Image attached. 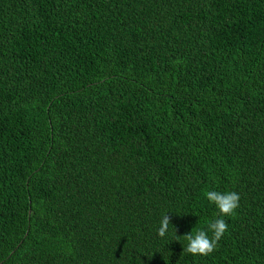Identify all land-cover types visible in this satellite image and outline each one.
<instances>
[{"label": "trees", "instance_id": "16d2710c", "mask_svg": "<svg viewBox=\"0 0 264 264\" xmlns=\"http://www.w3.org/2000/svg\"><path fill=\"white\" fill-rule=\"evenodd\" d=\"M0 264H264V0H0Z\"/></svg>", "mask_w": 264, "mask_h": 264}, {"label": "clouds", "instance_id": "9594fccd", "mask_svg": "<svg viewBox=\"0 0 264 264\" xmlns=\"http://www.w3.org/2000/svg\"><path fill=\"white\" fill-rule=\"evenodd\" d=\"M205 197L216 206L220 217L234 215L235 210L239 207L240 196L235 191L219 192L209 190L205 192ZM170 223V217L165 214L158 228L159 237L166 235ZM227 230V222L223 218H216L207 223V230H197L195 234L192 232L185 234V239L188 243L184 251L194 256L209 255L216 249L218 241ZM208 232L212 233L211 237L208 235Z\"/></svg>", "mask_w": 264, "mask_h": 264}]
</instances>
